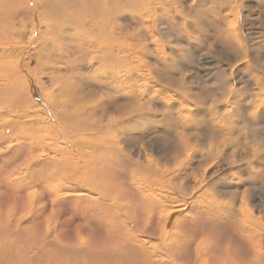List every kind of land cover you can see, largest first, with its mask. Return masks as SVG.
Segmentation results:
<instances>
[{
	"label": "rangeland",
	"instance_id": "374dc122",
	"mask_svg": "<svg viewBox=\"0 0 264 264\" xmlns=\"http://www.w3.org/2000/svg\"><path fill=\"white\" fill-rule=\"evenodd\" d=\"M147 2L134 10H128L131 0L109 3L118 10L112 12L111 91L92 71L97 61L87 55L94 50L91 37L80 35L75 24H66V38H51L40 52L30 36L40 8L34 15L24 7L4 16L11 22L1 23L0 29L22 25L25 33L0 52L3 69L15 76L7 87L4 76L0 79V97L6 89L20 90L27 80L46 107L35 106L25 91L13 96V102L0 103L4 223L21 235L25 248L28 237L51 244L49 232L66 222L57 229L63 241L86 240V247L97 251L88 254L83 248L81 264L124 263L126 255L118 251L123 234L138 237L133 245L157 256L149 263L184 264L168 244L169 236L195 231L191 261L205 264L210 245L236 260L240 256L239 238L219 235L222 222L216 212L221 204L243 199L256 220L251 262L257 264L264 258V0ZM64 87L68 90L60 97ZM130 111L142 113L125 118ZM26 112L50 120L54 125L48 128H59L57 133L46 131L44 139L31 133L37 125L24 118ZM96 123L107 141L96 139ZM185 125L196 127L201 140L194 143ZM222 126L239 131L246 147L232 152L223 145ZM99 142L103 146L97 152L94 144ZM191 146L205 159L183 156ZM145 171L154 174L149 184ZM75 193L78 197L57 203L62 194ZM174 201L186 204L184 211L172 221L165 240H159L161 220L152 216L149 221L146 214L164 216ZM160 204L165 207L159 209ZM244 217L237 221L244 223ZM212 218L217 222L211 223ZM176 220L177 228L172 227ZM226 220L222 218L234 222ZM238 226L225 227L237 235ZM204 230L208 233L202 234ZM41 247H31L33 255L45 259Z\"/></svg>",
	"mask_w": 264,
	"mask_h": 264
},
{
	"label": "bare ground",
	"instance_id": "6f19581e",
	"mask_svg": "<svg viewBox=\"0 0 264 264\" xmlns=\"http://www.w3.org/2000/svg\"><path fill=\"white\" fill-rule=\"evenodd\" d=\"M110 1L111 0H32L31 2V0H6V1L0 0V8H2L1 10H3V11L0 10V25L1 23L9 24L11 21L4 20L5 17L9 15L14 16V13H16L15 10L17 9H19V11L22 10L24 7L30 10L32 9L34 15L35 10L40 8V10H38L39 22L36 26H33V23L31 24L30 36L34 35L32 39H36L40 44L39 51L44 52L47 50V41H50L51 38L56 36L59 39L66 38L69 32V30H63L66 24H75L77 26V32L80 33V35H83L87 38L91 37L90 40L93 43H91L89 47L94 48V50L92 51L88 50L87 55L91 56V58L94 61H97L96 63L97 65L92 68V71L96 79L101 80L102 85L105 88L108 87L106 89L108 91H111L112 64L109 63L112 62V12L114 14L115 12H118V10L112 8V6L109 4ZM147 1H149L151 4L155 6L157 4L156 0H131L132 4L128 10H134L137 7V5L141 6V4H145L147 6L148 4ZM212 1L230 3L231 0H212ZM31 3L33 5L29 7ZM6 7L8 8V10H5ZM64 13L66 14L67 17L62 16ZM145 13L147 14L148 11H145ZM23 14L26 16V12ZM142 14L145 15L144 12ZM2 27L3 29H0V31L2 30L0 32V52L4 49L3 47L4 44L8 46L12 42H14V40L16 41L20 39L21 36L25 33V31L22 29V25H20L16 29L13 26L12 31H8L9 29L4 25ZM23 28H26L25 24L23 25ZM57 28L60 29L58 35H57ZM97 39H99L101 42H99ZM82 42L84 43L85 40L83 39ZM3 67L4 64L2 63L1 55H0V79H2V77L4 76V79L7 80L5 84V86L7 87L11 83V81L15 78V76L12 75L7 69L4 70ZM21 87L22 88L20 90H14L12 92L5 88L6 92L2 97H0V103L4 101L13 102V96L16 95L17 98V94L21 93L22 91H25L26 95H28L30 99H32L33 97V103L35 106L37 102L39 103L40 106L45 107L39 100V97H37L35 93V89L32 88V90H30L27 80L23 81ZM67 90L68 89L65 87L63 89H60L59 91L60 97H62ZM68 97L70 98V96ZM50 111L54 113L53 110ZM141 113L142 112H138V111H130L129 114H127L126 116L125 114H123L122 117L125 116V118H130L132 116L140 115ZM25 117L28 121H30V124L37 125V127L33 126L32 127L33 130L30 132L33 134L37 133V135L40 138L44 139L47 137L45 135L46 131H49L54 135V133H57V130L59 129V128L58 129L48 128L50 127V125L53 126L54 124H52L51 121L48 119L44 121V118H40L36 114L31 113L30 115L28 112H26L24 113V118ZM62 122L70 123L71 121L67 120L66 118H63ZM94 127L95 130L97 131L96 139L99 141H107V139L105 138V134H103L102 127L99 126L98 124L94 125ZM183 129L191 133V135L193 136L192 139L194 143L201 140L200 138H198L199 135L197 136L198 130L196 129V127L185 125L183 126ZM220 129L221 130L219 131V136L225 133L224 137H219L222 144L225 145L227 148H229L232 152L241 151L246 147V144L240 138L241 136L240 132L237 131L235 128L232 127L223 128L222 126V128ZM204 141L207 140L204 139ZM244 144L245 147L243 148ZM102 146L103 143L101 142L94 144L95 150L97 152L100 149H102ZM184 146H186V143L184 144ZM191 147L192 148H189L188 150H186V152L180 150L182 151L183 156H194L196 157V159L198 158L201 160L205 159L203 156L204 154H202L201 150L197 149L198 148L197 146H191ZM110 151L112 153V150H108V152ZM144 174H145L144 178L146 180V183L149 184L150 182H152L151 178L154 174L151 171H145ZM114 191L119 192L117 187L114 189ZM49 194H51V191L49 192ZM78 194L79 193L68 194V195L62 194L64 196L61 199H59L57 203L60 205L61 201L64 200L63 198L68 196L78 197ZM207 194L208 193H206L205 195L202 194V197L207 196ZM48 198H50V196ZM185 205L186 204L180 201L179 202L174 201L172 204L170 203L169 206L168 205L166 206L167 213H165L164 216H162V214L158 211L156 213H153L152 211H148V213L146 214L147 220L150 221V218L152 216H155L157 220L158 219L161 220L160 230H159L160 234H158L157 236L159 240H165V237L168 235V233H170L168 231L169 230L168 228H170L169 226L171 225L174 218L179 217L181 212L184 211ZM244 205H245L244 200L240 199L238 202L234 201L231 206L229 205L225 206L221 204L220 206L217 207V209H219L220 211L216 212L218 222L219 223L222 222V224H220L222 228L218 227L219 235L226 234L235 239L239 238L238 242L240 244L239 247L240 256L236 260L235 256H230L231 254L228 255L225 251L221 250L219 247L208 244L210 246L209 247L207 246V248L209 250L211 249L210 257H209L210 262L207 260L205 264H225V262L228 259L231 261L230 262L228 260V262H230L229 264H254L251 262L252 259L251 256L253 254L254 241L256 240V234H254L256 232L255 229L256 220H253L252 217L253 215L250 211H248L247 208L248 206L244 207ZM163 207H165V204H160L158 208L162 209ZM245 211H247V214L244 213ZM12 212L13 211H11V213ZM38 214L39 213H35L34 216ZM243 215H247V217H244ZM238 217L240 218L244 217L246 220H244V223H240L239 221H237ZM222 218L227 219L226 221H234L227 223L234 224L236 222L237 224H239V226L236 229L237 235H235L234 231L230 230L228 227H225L227 223L225 221H222ZM253 221L255 222L254 224H252ZM215 222L217 221L214 218H212L211 223H215ZM219 223L214 224L215 225L214 227L216 228L219 225ZM65 224L66 222H63L61 226L55 227L54 229H52L51 232H49L47 240L50 239L51 244L46 243L47 245H45V241L42 239L41 242L43 243H41L40 240H38L37 243L34 241L33 238L28 237L23 241V244L27 246L24 248L20 246L22 244L21 235L12 232V230L7 227V225L4 223L3 216L0 212V264H81V262L86 257V252L83 250V248H86L88 250V254H93L97 252L89 247L88 248L86 247V242H85L86 240H81L79 242L74 241L73 243L72 240L63 241L65 237L63 233L58 231L57 229L59 227L65 226ZM176 224H177V220L173 222L172 227L177 228ZM196 227L193 228L197 230ZM205 233L208 232L206 230L202 231V234ZM210 233L216 234L214 231L211 230ZM195 234H196L195 231H192L188 233H183L182 235L177 234L176 236L174 235L169 236L171 238L169 240H172V242L168 244L171 247H174L173 248L174 250L176 249L179 259L183 261L184 264L185 262H190V264H199L197 263L196 260L192 262L191 261L192 257L189 254L194 244ZM123 237H124L123 240L120 239L121 242L118 245V251L121 254L126 255V259L124 260V263L119 262L118 264H155V263H149L148 260L151 261L150 260L151 257L156 258L157 256L153 254L146 255V251L141 250L140 249L141 246L139 244L136 243V246L133 245V240H136L135 242H137L139 240L138 237L131 238L125 236L124 234ZM62 242H63V246L61 245ZM39 244H42V247L39 249V253L41 256L45 257V259H41L38 254L33 255V250L31 247L33 246L39 247ZM75 245L79 246L77 252L74 251ZM16 246L17 248H15ZM257 264H264V258Z\"/></svg>",
	"mask_w": 264,
	"mask_h": 264
}]
</instances>
